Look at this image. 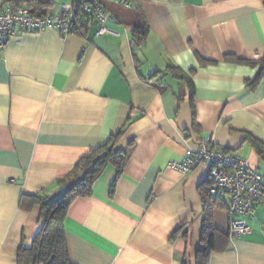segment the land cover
Wrapping results in <instances>:
<instances>
[{"label":"crops","instance_id":"crops-1","mask_svg":"<svg viewBox=\"0 0 264 264\" xmlns=\"http://www.w3.org/2000/svg\"><path fill=\"white\" fill-rule=\"evenodd\" d=\"M120 1L106 2L119 37L47 28L0 51V264H17L40 227L39 208L21 210L20 198L58 196L78 162L118 132L123 170L106 167L64 219L72 264H196L209 168L167 164L206 135L264 174L249 140L264 144V80L248 85L264 57L261 0ZM142 21L140 44L132 29ZM243 221L249 232L218 238L207 264H264V201Z\"/></svg>","mask_w":264,"mask_h":264},{"label":"trees","instance_id":"trees-1","mask_svg":"<svg viewBox=\"0 0 264 264\" xmlns=\"http://www.w3.org/2000/svg\"><path fill=\"white\" fill-rule=\"evenodd\" d=\"M61 1L1 0V3L11 2L19 6H25L32 15L41 16L53 10ZM132 2L133 0H121L119 3L131 4ZM261 5L264 8V0H261ZM109 14L118 20L114 14ZM75 15L78 16V21L74 27L73 34L84 35V33L92 29L95 33L98 26L95 20L89 17L79 16L80 14L78 12ZM147 33L148 26L144 21L135 25L132 29L133 39L140 44L145 41ZM226 60L248 65L257 64L253 61L240 60L234 56H227ZM258 63L260 64V69L256 78L248 82L250 87H253L260 80H264V57ZM167 71L171 72L177 79L187 83L190 87L192 86L191 80L182 74L177 67L168 66ZM121 134V132H118L115 135H111L103 145L89 151L78 162L73 173H71L70 183L72 184L55 198L51 199L41 193L34 196H22L20 198L19 208L21 210L30 211L34 207L39 208L38 220L40 227L35 233L29 247L22 244L17 249V264H72L68 256L63 228L68 208L77 198L91 194L92 185L101 176L106 167L111 165L116 168L117 175L121 173L128 159L127 150L117 151L114 149ZM249 140L257 155L264 161V144L252 137ZM220 150L226 154L223 149ZM210 184L209 181V184L200 191L203 203L202 246L200 247L196 264H207L209 252L217 249V239L229 238V201L224 199L225 194L223 193L212 194L210 192Z\"/></svg>","mask_w":264,"mask_h":264},{"label":"built area","instance_id":"built-area-1","mask_svg":"<svg viewBox=\"0 0 264 264\" xmlns=\"http://www.w3.org/2000/svg\"><path fill=\"white\" fill-rule=\"evenodd\" d=\"M108 0H74L59 2L53 10L41 16L32 15L25 6L11 2L0 5V51L8 40L18 33L41 32L47 28L58 30L63 36L74 33L79 16L89 17L98 23L96 36L119 33L107 26L118 23L105 7ZM145 1V0H138ZM147 1V0H146ZM201 164L209 168L210 192L223 193L229 197V238H238L249 232L243 218L252 216L256 205L264 201V174L237 157L224 154L214 147L211 135L199 140L195 148H187L178 162H169L167 167L187 174Z\"/></svg>","mask_w":264,"mask_h":264},{"label":"rangeland","instance_id":"rangeland-1","mask_svg":"<svg viewBox=\"0 0 264 264\" xmlns=\"http://www.w3.org/2000/svg\"><path fill=\"white\" fill-rule=\"evenodd\" d=\"M67 1H69V0H62L61 2H67Z\"/></svg>","mask_w":264,"mask_h":264}]
</instances>
